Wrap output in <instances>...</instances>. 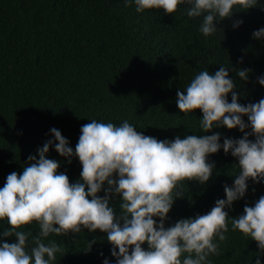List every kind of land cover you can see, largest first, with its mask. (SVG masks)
<instances>
[{
  "label": "trees",
  "instance_id": "trees-1",
  "mask_svg": "<svg viewBox=\"0 0 264 264\" xmlns=\"http://www.w3.org/2000/svg\"><path fill=\"white\" fill-rule=\"evenodd\" d=\"M237 20L243 23L234 27ZM200 23L201 18L187 16L184 6L166 14L158 9L138 13L125 0H0V187L8 174L22 173L29 155H37L38 148L54 139L52 128L60 130L75 150L81 127L93 118L117 125L127 120L138 132L159 140L213 132L221 134V143L226 137L242 138L239 129L225 126L202 132V112L181 113L177 91H183L199 71L214 74L227 66L239 103L264 98V86L257 79L264 76V38L253 37L264 27V0L219 21L214 35L203 36ZM243 69L249 70L246 81L237 75ZM47 158L60 162L58 171L70 182L80 180L78 158L69 162L54 147ZM208 159L215 165L209 181L182 182L166 228L204 215L218 199L226 198L224 186L233 184L238 160L223 149ZM248 185L245 197L225 209L229 218L239 217L246 205L254 206L264 196V182L249 180ZM119 200L111 199L117 212ZM8 227L6 220L0 221V231ZM22 230L35 236L39 228L34 222ZM226 236L220 254L209 257L212 264H255L257 258L264 264L256 241L232 231L230 223ZM0 239L13 243L16 238ZM48 240L62 248L54 264H102L104 258L115 264L113 246L100 230L53 234ZM143 247L147 249V244Z\"/></svg>",
  "mask_w": 264,
  "mask_h": 264
},
{
  "label": "clouds",
  "instance_id": "clouds-1",
  "mask_svg": "<svg viewBox=\"0 0 264 264\" xmlns=\"http://www.w3.org/2000/svg\"><path fill=\"white\" fill-rule=\"evenodd\" d=\"M125 3L134 5L138 13L158 9L173 14L178 6H184L188 17L201 18L198 30L208 37L218 31L219 21L257 6L258 0ZM242 23L237 20L233 26ZM253 37L264 38V27L255 30ZM228 69L221 66L214 74L199 71L183 91H177L176 104L183 114L197 109L202 112V132L225 126L239 129L242 138L226 137L221 143V134L213 132L159 140L138 132L127 120L117 125L93 118L81 127L73 150L61 131L52 128L54 139L38 148L37 155H29L22 173L8 174L0 187V221L10 225L0 231V237L16 238L13 243L0 239V264H54L62 248L53 240H45L53 234H79L82 229L107 234L115 264H212L209 257L220 254L219 245L227 239L229 223L232 231L257 242L258 256L264 254V196L254 206L246 205L239 217L229 218L225 211L245 197L249 180L264 182V98L247 105L239 103ZM248 72L239 70L237 75L246 81ZM257 79L264 86V76ZM249 128L250 132L245 131ZM250 135L255 139L250 140ZM51 147L69 162L78 158L82 165L80 180L72 183L66 173L58 171L60 162L47 158ZM221 149L238 160L233 184L224 186L226 198L218 199L208 213L180 219L166 228L165 220L181 195L182 182L209 181L215 167L209 155ZM101 191L103 196L98 195ZM114 196L120 197L119 212L111 205ZM34 222L39 228L37 235L22 230ZM102 264L112 262L104 258ZM255 264H262L261 259L257 258Z\"/></svg>",
  "mask_w": 264,
  "mask_h": 264
}]
</instances>
